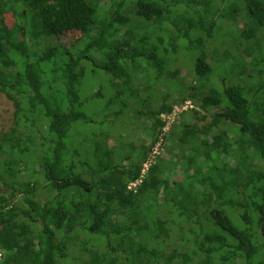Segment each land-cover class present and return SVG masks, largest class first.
<instances>
[{"label":"trees","instance_id":"trees-1","mask_svg":"<svg viewBox=\"0 0 264 264\" xmlns=\"http://www.w3.org/2000/svg\"><path fill=\"white\" fill-rule=\"evenodd\" d=\"M246 3V9L240 13L247 19L240 30L241 36L222 42L237 50L242 39L252 40L249 41L252 61L247 62L242 53L228 59L232 64L242 63L238 71L243 80L238 85L220 82L215 95L204 93L197 86L199 95L194 101L209 114L210 120L201 125L196 121L182 122V135L171 131L169 145L155 156L154 163L142 175V164L164 125L162 115L170 114L176 103L184 102V95L179 102L156 95L158 104L154 109L147 111L143 107L141 117L152 119V130L148 133L152 136L151 146L142 141L143 153L135 163L131 160L112 163L110 155L96 164L78 161V151L71 149L73 145L68 144L66 137L74 123L87 122L79 108L83 58L108 49L109 64L100 68L113 77L116 91L111 101L119 100L118 97L128 92L135 96L138 89L132 87L134 58L146 55L148 59H155L159 75L164 69L159 65L163 60L157 47L137 52V46L150 39L167 47L168 39L176 52L183 39L188 49L196 37H212L218 28L214 18L220 9L215 8L217 11L207 16L201 9L189 11L188 7L193 4L176 0L6 2L11 21L8 23L0 10V93L12 101L17 116L13 129L0 131V264H56L67 256L64 238L77 231L101 235L105 241L77 250L76 264H149L152 261L163 264L166 250L173 249L181 258L177 264H264V259L256 261L264 250V0H246ZM181 6L186 7L182 10ZM174 14L184 20L185 27L166 26L165 19L168 17L169 21ZM73 28H79L81 36L69 46L50 45V39ZM193 30L196 35L191 37ZM140 32L144 34L141 36ZM126 36L130 44L111 46ZM41 47L52 53L49 59L43 57L44 51L40 53ZM217 60L211 57L208 61L196 60L197 81L205 75L212 84L210 76ZM178 71L174 70L171 77ZM139 87L141 91L148 89L146 82ZM172 92L175 90L164 94L172 97ZM191 111L196 120L206 117ZM229 126L239 138L249 135L256 140L255 144L239 147L235 152L238 158L246 157V163L251 159L250 167L245 169L258 170V176L251 177L246 184L248 187L249 183H261L259 188L253 187V201L249 204L231 201V206L240 210L233 219L219 207L223 211L219 221L204 206L202 215L200 205L189 208L186 199L178 193L175 196L182 205L169 208L164 198L172 187L171 178L179 162L182 166L187 163L195 165L196 170H204L206 184L201 196L220 204L221 185L215 183L212 193L209 177L217 175L222 179L229 171L215 164L213 156L220 150L212 148L208 138H219L224 152L228 153L232 143L228 138ZM29 136L33 145H29ZM99 138L101 142H94L97 153L109 136ZM230 176L231 183L238 187L236 190L241 191L237 178ZM138 178L140 182L130 188L129 184ZM227 185L223 183L224 187ZM75 198L89 205H72ZM99 205L103 209L99 210ZM61 208L67 212L59 222L55 213ZM138 210L145 222L143 230L139 229L142 221L135 215ZM212 227L216 233L208 236L207 231ZM257 239L259 245L255 244ZM200 240L205 244L207 257L200 255L195 260L189 254L190 246ZM237 258L240 263H235Z\"/></svg>","mask_w":264,"mask_h":264},{"label":"rangeland","instance_id":"rangeland-1","mask_svg":"<svg viewBox=\"0 0 264 264\" xmlns=\"http://www.w3.org/2000/svg\"><path fill=\"white\" fill-rule=\"evenodd\" d=\"M7 1L8 0H0V10H3L5 19L9 23L11 21V13L6 6ZM96 1L97 0H95V2ZM177 1L193 4V7H188L189 11L192 10V8H196L198 10L201 9V12L207 16L214 14L217 11L215 8H219L220 10H218L214 18L218 28L215 30L210 39H207V36L200 38L196 37L197 40L194 41V44L190 45L188 49L184 46L187 41L182 39L180 42V48L177 47L176 52L173 51L172 45L168 42V39L167 47L161 45L159 46L157 41H152L150 39L137 46V52L140 50L142 51L143 49L151 50L157 47V51L162 52L159 56L163 60L161 64L157 63L164 69L161 76L159 75L158 69L155 65V59H148L146 55L134 58L132 60L134 82L132 87L134 90L138 89L135 96L128 92L123 96L118 97L119 100L115 102L111 101V98L115 96L116 91L113 83V77L110 73L100 68L101 65L109 64L108 49H104L97 54L89 53L85 58H83L85 62L82 65L83 72L79 86V98L81 101L79 108L86 116L87 122L74 123L68 133V136L66 137L68 144L73 145V147L70 145L72 147L71 149L78 151L76 158L78 161H89L96 164L101 163L103 158L110 155L112 163L119 164L122 162L123 164L127 160H131V163H135L138 158L137 156H140L143 153V150L140 147L142 141H145L146 146H151L150 141L152 136L148 135V133L152 130L150 126L152 119L146 120L141 117L144 113L143 107H145L147 111L154 109L158 104L155 99L156 95L159 97H165L166 101L174 99L177 100L176 102H179L181 95H184V102L176 103L170 114L167 115L164 113L162 115L164 120L163 126H166V122L169 123L166 130L163 131L162 128L156 141L157 143L163 138L161 141V149H159V151L162 152V150L164 151L165 146L169 145L168 138L171 137V131H179V136L182 135V130H180L182 122L196 121L198 125H201L210 120L209 114L202 110L194 101V98L199 95L198 89H195L197 86L202 88L204 93L215 95L217 94V89H219L220 82L223 81L228 85H238L239 82L241 83L243 80L244 77L239 76L238 71L242 63L235 62L232 64L228 61V59L232 60L237 56L236 53H242L246 56L247 62L252 61L251 57L253 49L249 43V41L252 40L247 41L246 39H242V43L237 50H234L235 46H228L222 42H227L230 39L236 40L241 36L240 30L243 28L245 22H247V19L244 15L240 16V13L241 9L243 11V8L246 9V5H248L246 0H176V2ZM183 7L186 6H181L182 10ZM158 11H160V8L157 9V12ZM163 18H165V12H163ZM167 19L168 17L165 19V24L167 23L166 26L168 28H173L174 25L178 27H185L186 23L183 22L184 20L179 17V15L174 14V16L169 19L171 24H169ZM101 21L102 20L98 22L100 23ZM124 30L122 31L123 33L125 32ZM140 33L141 36L144 34L143 32ZM195 33L196 31L193 30L190 33V36L192 34L191 37H194V35H196ZM80 36V29L73 28L69 31L60 33L59 36L53 39H50V45L55 47H60L62 45L69 46L70 42ZM124 38L127 39V36ZM123 39H121V41L112 42L111 46H117L121 43L127 44L128 42L130 44V40L127 39L122 41ZM165 49H167L168 52H165ZM42 52L43 57L46 59H49L52 56V53L43 47L40 48V53ZM210 57L213 58V60L219 59L213 63L214 68L212 75L210 76L212 82L211 85L205 75L197 81L195 71L197 59L203 60V58H205L208 61ZM174 70L179 71L175 74V76L171 77V73H173ZM141 76H144L143 79H141ZM250 79H253V77ZM144 82H146L148 89H146V91H141L139 84ZM256 82L257 81H255V84ZM171 90H175V92H172L173 96L167 97L164 93L167 91L170 92ZM145 99H147V101ZM121 102L124 103V106ZM175 107H178L179 110H176ZM135 110L136 114L133 116V112H135ZM191 110L197 111L199 116H206L205 119L200 118L199 120H196V118L193 117L194 114ZM16 116L17 112L12 101L9 100L3 93H0V131H10L13 129L16 124ZM168 117H170V119H168ZM231 129V126H229L228 138L231 139L232 143L228 153L224 152V147L222 146L219 138H208L209 142H211V147L220 150L217 154L213 151L215 155L212 156L214 157L215 164H219L229 171V173L225 172L224 178L222 179L220 176L217 177V175L209 177L211 178V180L209 179L211 187L208 188L212 193L215 192V183L218 182V185H221L222 199L220 200V204H214L210 201V199L201 196L203 186L206 184L205 177L203 176L204 170H196L195 165L192 167V165H187V163L182 166V163L179 162L177 168L173 171V176L171 178L172 187L169 188V193L166 194V198H164L167 200L164 203H167L169 208H171L174 204L182 205L181 202H179L178 197L175 196L178 193L179 196L186 199V203L189 208H197L200 205L199 207L201 208L199 209V212H201L200 215H202L204 206L206 209L210 210V213H212L214 218L219 221L223 215V211L219 209V207H221L225 213L233 219V216H237L240 210L233 208L230 203L231 201H245L248 204L250 201H253V187L259 188L261 183L255 182L254 185L249 183L248 187L246 184L251 177L256 175L258 176V170L255 168L249 170L245 169L246 167H250V162H252L251 159L248 158L246 163L247 158H244V156L238 158L235 152L239 150V147L244 148L246 145L255 144L256 140L254 137L249 135L239 138L238 135L231 132ZM103 135H107L109 138H107L105 143L101 144L102 146L100 145L98 148L99 153H97V149L94 148V142H101L102 138L98 139V137H102ZM29 137V145H33L32 136ZM155 144L150 147V150ZM246 154H248V151ZM96 155L98 156L95 157ZM220 159H222V161ZM172 162L173 161L171 160V164ZM195 164H197V162H195ZM209 164L211 165V163ZM36 172L39 173L40 168H38ZM230 175H234L235 178H237L239 185L241 186L239 187L241 191H237L236 189H238V187H235V185L231 183L232 178ZM213 179L215 181H213ZM224 182L228 183L226 187L223 186ZM242 186L246 187L243 188ZM84 203L89 205L87 201L84 202L78 198L71 201V204L75 206ZM101 208L103 209V205L98 206L99 210ZM234 210L235 212H233ZM66 212L67 209L65 208H61L56 211L55 216L59 222L62 220V217ZM135 215L140 222L142 221V224H139V229H145L146 227H144L145 222H143L142 213L138 210ZM161 220H163V218H161ZM163 229V226H161L160 231H163ZM215 233L216 230L214 227L207 231L208 236H214L213 234ZM64 239L67 243V256L63 259H59L56 264H76L77 261L75 252L77 250L82 247H89V245L93 242L105 241V237L92 234L88 231H77L72 235H68V237ZM259 240L262 241L261 238ZM255 244L259 245L258 239ZM193 245L191 244L190 246L191 248L189 254L192 255L195 260H199L200 255L207 257L206 252L204 251L205 244H203L201 240ZM166 252V261H164L163 264H177L181 261L177 250H166ZM210 259H212V257ZM263 259L264 250H261L256 257V261L258 262ZM235 263H240V259L237 258ZM149 264L159 263L152 261L149 262Z\"/></svg>","mask_w":264,"mask_h":264},{"label":"built area","instance_id":"built-area-1","mask_svg":"<svg viewBox=\"0 0 264 264\" xmlns=\"http://www.w3.org/2000/svg\"><path fill=\"white\" fill-rule=\"evenodd\" d=\"M182 107V106H181ZM184 107V106H183ZM176 110H179L178 107H175ZM174 110V111H176ZM175 114V113H174ZM168 115V114H167ZM168 119H170V117H168ZM164 121V120H163ZM169 126V123L166 122V126L162 127L163 128V131L166 130ZM163 139V138H162ZM162 139L157 142L153 147L152 149L150 150V153L148 154V157L147 159L145 160V162H143L142 164V169H141V173L142 175L146 172V170L148 169V167L154 163V159H155V156L158 155L160 153L159 149H161V146H162ZM140 182V178H138L137 180H135L134 182H131L129 184V187L130 188H133L135 187L138 183Z\"/></svg>","mask_w":264,"mask_h":264}]
</instances>
